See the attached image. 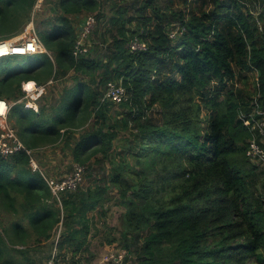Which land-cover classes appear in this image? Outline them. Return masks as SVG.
Listing matches in <instances>:
<instances>
[{
  "label": "trees",
  "instance_id": "1",
  "mask_svg": "<svg viewBox=\"0 0 264 264\" xmlns=\"http://www.w3.org/2000/svg\"><path fill=\"white\" fill-rule=\"evenodd\" d=\"M162 1L118 2L106 16L100 0H55L35 31L45 51L26 54L37 57L27 67L0 71L8 102L24 95L26 81L44 87L37 111L22 99L8 113L28 148L74 141L75 162L99 155L109 164L58 201L25 152L0 155V264H35L26 252L60 225L59 256L89 263L90 213L105 216L108 202L121 208V231L106 242L119 241L123 262L264 264V170L246 154L252 133L240 116L264 110V0H201L189 12L179 5L189 0ZM33 5L0 0V40L23 31ZM89 14L92 33L103 26L102 41L110 35L102 59L89 49L73 54ZM133 39L145 48L130 49ZM246 71L255 75L251 90L235 91ZM110 81L126 89L120 102L103 98ZM156 105L160 121L149 116ZM121 129L129 131L122 140Z\"/></svg>",
  "mask_w": 264,
  "mask_h": 264
},
{
  "label": "rangeland",
  "instance_id": "2",
  "mask_svg": "<svg viewBox=\"0 0 264 264\" xmlns=\"http://www.w3.org/2000/svg\"><path fill=\"white\" fill-rule=\"evenodd\" d=\"M55 0H46L42 4L41 8L39 10H36L33 14L32 18V24L29 22L30 27L34 31L37 32L38 28L41 29V21L44 18H47L48 15H50L49 9L51 8L53 2ZM126 0H100L102 3V8L104 11V14L106 16H109L112 13L113 8H115V4L118 2L124 3ZM167 0H163L161 3L166 2ZM179 4V3H178ZM201 4V0H189V4L187 7H183V5L179 4L181 8L185 9L186 12H189V9L197 10V7ZM163 5V4H162ZM179 5L174 4L173 6L175 8L179 7ZM106 24H104L105 27ZM25 27H23V31L16 34L13 37H17L22 35V39L20 38L17 43H21L25 40L27 37V34L25 33ZM95 27V26H94ZM93 29L89 32L87 36V41L89 44V52L91 55H94L96 57H99L100 59L104 58L105 53L107 52V47L110 43V35L106 34V41H102V35H103V26L99 28L98 32L92 33ZM32 29L29 30L32 32ZM178 29L171 31L170 36L176 37L179 35ZM91 34V35H90ZM90 35V37H89ZM89 37V40H88ZM12 38V37H11ZM28 39V38H26ZM85 40V38H84ZM9 59V60H6ZM4 60L0 61V71H4L5 69H12L17 70L22 67H27L29 64H33L37 57L35 55H15L10 56ZM247 72V80L246 84L243 83V81L236 80L234 81V88L235 91L239 89H245V91L251 90L252 84L254 81L255 75L252 71H246ZM24 84V83H23ZM26 87L27 86V83ZM34 85H32L31 88H33ZM30 88V89H31ZM54 95H51L50 98L53 99L56 95V93L61 89V85L51 87ZM57 91V92H56ZM56 92V93H55ZM43 102L41 98L38 99V103ZM253 103V102H252ZM121 108L115 107L113 111L120 110ZM254 109L257 111L261 117L257 119V122H263L264 121V110L256 109L254 106ZM161 108L159 105H156L153 107V109L150 111L149 116L151 118L160 121L161 115L160 111ZM255 110H253L255 112ZM117 117H119V114H115ZM11 122V120H10ZM9 122V123H10ZM11 124V123H10ZM12 126V125H11ZM129 134L128 130L121 129L119 132V138L122 140L124 137H127ZM264 143V137H261V142ZM63 142H58L54 145H42L39 146L37 150H35L34 157L39 165V167L43 170V172L48 176L53 177H62L64 175L70 174L73 171V168L78 162H75L71 155V145L74 143V141L68 146L65 144H62ZM115 145L119 143V141L114 142ZM100 158L99 155H96L95 157H92L86 164H83L85 167V170L83 172L82 181L79 184L80 185H87L88 183H91L94 179V177L98 176L100 177L105 171L108 170L109 164L106 161H102L98 159ZM250 163L252 165H256L258 167V171H261V169L264 170V162H258L256 160H251ZM261 176V175H260ZM115 191H112L111 193H114ZM259 194L260 192L262 195H264V188H261V185L259 186L258 190ZM106 207V213L105 216L101 217L98 212H91V231L89 234L90 244L89 248L91 251H93V257L90 259L89 263L87 264H135L136 257L134 255L127 256V260L122 263H114L112 260L107 261L105 259V256H107L111 252H115L116 250H123L122 247L119 246V241L107 243V239L115 238L118 239L121 231L120 221H119V215L121 212V208L111 205V202H108L105 204ZM4 214L2 215L0 213V219L4 220ZM0 229L2 227L0 226ZM2 233V232H1ZM0 233V234H1ZM105 238V239H104ZM51 248L48 246L47 248H44L42 245L36 246V248L28 249L25 256L32 257L31 259L34 260L35 264H47V261L49 259ZM18 256H21L18 254Z\"/></svg>",
  "mask_w": 264,
  "mask_h": 264
},
{
  "label": "built area",
  "instance_id": "3",
  "mask_svg": "<svg viewBox=\"0 0 264 264\" xmlns=\"http://www.w3.org/2000/svg\"><path fill=\"white\" fill-rule=\"evenodd\" d=\"M44 1L45 0H34L32 18L34 12L41 8ZM32 18L29 21L31 22V24H32ZM28 23L25 28V33L27 34L26 38L28 39L25 38L23 42L17 43V41L22 37V35H20L17 37L0 40V59L12 55H26L30 53L45 51L35 31L32 29V27H30V24ZM94 25H95V16L93 14L87 15L85 17L84 23L81 25L78 38L73 48V54L75 56H77L80 53H85L88 50L89 44L87 41V36L91 31V29H93ZM31 29L32 32L29 31ZM129 47L132 50L144 49L145 44L138 41V39H133L130 42ZM22 90L24 92V95L14 102H8L6 99L0 98V155L6 157L15 154L17 152H21V151L25 152L29 156V167L33 171H39L42 178L45 180L51 194L59 201L62 192L72 191L77 189V187L82 181V176L85 167L83 164L78 163L74 166L73 171L70 174L64 175L59 178L48 176L43 172L42 169H40L34 157V153L36 149L28 148L22 142V140L19 138L16 132V129L13 126H11V124L8 122V113L11 106L22 99H25L24 102L25 108H32L33 110L37 111L38 105L36 99L44 91V87L43 85H37L34 82V87L31 89L27 88L26 84H22ZM126 94H127L126 89L121 83L110 81L107 83L106 92L103 98H110L114 102H120L122 98L126 97ZM255 113L258 114L257 111H255ZM240 116L244 120V124L249 126L252 133V137L249 139L247 144L246 154L249 156V159L263 163L264 147H262L257 141L258 140L257 136L260 135V141H261V137H264V121L257 122V119H259L261 115L259 118H251V119L246 117L244 113H241ZM60 232H61V225L58 227V230L55 232L51 240V251L47 264H69L67 262V259H62L58 254L57 244H58ZM125 255H126L125 250H116L115 252H111L107 256H105V259L107 261L112 260V262L114 263H122L125 258Z\"/></svg>",
  "mask_w": 264,
  "mask_h": 264
},
{
  "label": "crops",
  "instance_id": "4",
  "mask_svg": "<svg viewBox=\"0 0 264 264\" xmlns=\"http://www.w3.org/2000/svg\"><path fill=\"white\" fill-rule=\"evenodd\" d=\"M32 18V17H31ZM41 245L42 246H44V248H47L48 246L51 248V239L50 240H48V241H43L42 243H41ZM36 248V247H35ZM34 248V249H35Z\"/></svg>",
  "mask_w": 264,
  "mask_h": 264
},
{
  "label": "bare ground",
  "instance_id": "5",
  "mask_svg": "<svg viewBox=\"0 0 264 264\" xmlns=\"http://www.w3.org/2000/svg\"><path fill=\"white\" fill-rule=\"evenodd\" d=\"M25 83H27V86H28L27 88H29V89L32 87V85H34L33 81L24 82V84Z\"/></svg>",
  "mask_w": 264,
  "mask_h": 264
}]
</instances>
